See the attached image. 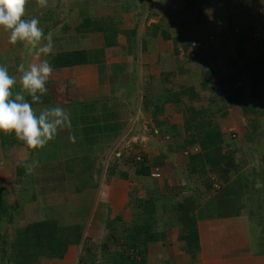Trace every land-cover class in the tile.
<instances>
[{"label":"crops","instance_id":"crops-1","mask_svg":"<svg viewBox=\"0 0 264 264\" xmlns=\"http://www.w3.org/2000/svg\"><path fill=\"white\" fill-rule=\"evenodd\" d=\"M178 1L46 0V5L40 6L37 0H26L25 18H37L45 34L51 33L54 55L37 58L34 50L20 43L10 44L8 34L0 30V59L6 62L22 57L20 63L27 67L42 59L52 65L51 58L64 54L76 61L59 67L61 81L75 100L92 103L109 96L122 97L121 106L130 110L137 107L134 121L165 120L176 124V130L181 132L185 117L191 115L186 107L200 109L209 103L207 95L200 91L210 88V94L215 95L218 87L227 89L225 84L216 82L217 76H228L235 70L242 73L244 61L256 57L259 50L255 49L256 41L252 38L255 34L249 31L255 7L251 3L255 0H205L206 7L199 13L187 9L185 0ZM261 4L260 10L264 12V3ZM237 10L242 15L245 13L247 21L235 15L237 25H234L228 17H234L230 12L236 14ZM228 19L234 31L246 28V33L223 30L221 26L224 22L228 24ZM53 67L58 68L56 62ZM248 78L242 74L237 80L238 85L245 80V85L240 87L245 92L249 89ZM190 89L197 94L192 101L184 94ZM155 103L161 110L152 114ZM156 129L149 135L152 139L164 136L168 141L174 137L166 125ZM167 141L163 144L165 149ZM149 143L147 154L163 147L156 139ZM3 150L0 149V160L5 154ZM168 154L179 153L168 151ZM3 166L0 161L1 171ZM9 170L15 175V164ZM215 187L219 189V184ZM261 216L263 219L257 216L253 220L258 231L261 230V234L257 231L259 238L255 235L253 239L251 212L241 200L238 212L197 219L199 249L194 258L185 252L183 242L173 239L174 232L167 235L165 244L148 246L147 258L150 264L155 258L160 261L165 258V264H264V215ZM20 218L18 225L30 223H24L25 217Z\"/></svg>","mask_w":264,"mask_h":264},{"label":"rangeland","instance_id":"rangeland-1","mask_svg":"<svg viewBox=\"0 0 264 264\" xmlns=\"http://www.w3.org/2000/svg\"><path fill=\"white\" fill-rule=\"evenodd\" d=\"M170 1L173 3L179 2L178 0ZM261 3V0H255V2L253 1L251 3L255 7L252 9L253 17L251 16V18L253 20L252 23H250L251 30H249L250 34H255V37L252 38L256 41L255 46L257 47H255V49L259 51L256 57H252V59L247 57L246 61H248H244L243 65V67L250 65L249 63L254 60L262 65V73L259 74L261 82L258 87L262 95L257 99H252L249 96L242 98L243 102H247V100L252 102L257 117L254 118L255 113L249 109H245L244 113L240 108L242 102L239 103L238 101V103H234V101H232L231 104H227L228 106L224 109L227 113L224 118H220L219 124V127L224 133V137H227L226 141H230L229 138L234 141L233 150L235 148L239 152L234 155L236 162L240 165L238 171L240 173L243 172V178L246 179L247 184L246 187H240L237 184L230 186L229 184L230 188H235L236 186L240 188L235 190L236 195L229 193L231 197L235 198L234 204L228 205L226 201L229 192V188L227 189L226 186L216 194L214 192L217 191V188L214 187L210 192V199L203 194L204 186H201L202 178L190 177L186 171V173L184 172L186 178H184L181 173L184 169V162H182L181 159L186 161V155L183 154L179 156V154L169 155L167 152L165 153L163 144L167 139L164 138V136L154 138L157 140V143L163 147L156 152L147 154L149 153V151H147L150 146L149 141L154 140L149 137V135L153 128H157L156 130L159 129L156 120L152 119L146 121L143 119V121H134V114L138 110L137 107L134 106L135 108L133 107L134 109L132 108V110H130L121 106L122 97L109 96L95 102L93 117L100 119V117L105 116L107 123L117 127L114 128V130L103 131L100 139L96 142H92L91 147L85 145L84 139L79 133L81 124L77 125L78 130H75L77 133L74 134V131L73 135H71L74 139L70 140V136H66L68 146H66L65 152H67V154L64 158L63 152L62 158L65 159L62 160L61 165L63 179L58 186L59 188H37L33 178L35 177L34 168L36 165L34 161L38 157L33 152L28 154V147H26L24 143L21 145L22 142L14 137L16 144L12 147V151H10V154L4 152L7 155L5 156L4 154V157H1L2 160H0L2 161V165H4L3 172L0 168V183H5L0 184V190L4 193V201L7 208L9 207V209L12 210L11 212H13L12 221L9 225H5L4 220L0 223L1 232L5 233V237L8 241L11 242L16 229L22 227L17 224L20 222V219H22L20 218L21 216L25 217L24 223L45 218H56L58 219L59 225L79 224L81 227V240L77 245H70L66 253V258H41L39 264H76L78 256L81 254H88L86 264H102L103 250L101 247L106 246V244L112 245V241H110L111 239L109 238V230L111 229L107 228L106 221L107 219H111L118 212L123 219V222H120L121 225L122 223L126 225L128 221L135 226L146 223V225L149 226V231H165L167 235L177 232L179 229L176 228L177 225H165V222L170 220V214L164 213V210L168 211V204H165L161 200L154 205V209H156V212L159 214L157 216H155V212H152L154 209L150 208L148 212H142L140 207L127 204L129 193L132 188H134L136 192L137 189L138 191L141 189L144 194L146 189L151 190L160 187L164 190V183H167L171 189H175V192H178L177 196H194L195 203H197L196 198L198 200L199 196V205L201 206L200 216H214L238 212L242 200L244 208H249L251 212L250 219L254 235L253 239L255 235L256 238H259L260 235L257 234L258 226H256L253 220L258 219L257 216H259V220H261L263 219L261 215H264V92L262 93V90L264 91V12L260 10ZM230 14L234 15V17H228L234 25H237L236 20H234L235 15H241L242 20L247 21L244 12L242 15L237 10L236 14L233 12H230ZM229 19L226 20L228 24L224 22V25L221 26L223 30L227 33L230 32L234 34H240L241 32L244 34L246 33L244 32L246 28H243V31H234ZM247 23L248 22H246V24ZM246 24L245 26H247ZM240 28L241 26H239V29ZM210 32L213 33L212 31ZM230 36L235 37L236 35L233 36L230 34ZM238 51H240V49H238ZM21 59L22 57L19 59L16 57L8 59L6 65L12 66L13 69L17 71ZM247 71H244L242 68L241 75L245 74L249 77L247 81H249L248 85L250 89L251 79ZM16 74V80L19 83L20 73L17 71ZM236 74L238 73H236L235 70L234 74H230L226 77H231ZM220 76L222 77V74L217 76V78L219 79ZM238 82L239 81L235 84L232 81L234 86L237 85L241 87L245 85V80L244 83L242 82L243 84L240 85H238ZM226 86H228L226 91L218 98L219 102L233 95L231 92H228L229 89L232 88L230 83H226L225 87ZM219 88L220 87L213 90L217 92ZM249 89L247 91H249ZM221 90H223V88ZM200 92H202L201 94L207 95V97L208 95L212 97L210 88L207 91L203 89ZM144 134L146 136H144ZM232 135H234V137ZM166 143H168V141ZM127 150H130L135 157L141 156L143 153H145L147 157H159V159H162V166L165 167V170L168 168L169 172L167 170L165 171L162 166L159 167V177H138L133 175L132 169L129 168L127 172L126 165L123 164L121 160L122 157H125ZM83 156H86V159H83ZM26 159H28V161ZM17 160H23L22 165L24 170L22 173L16 171L14 175V171L11 172L9 169L14 167V164L18 162ZM5 167L8 169L6 170ZM120 171H125L127 173L124 178L119 175ZM2 174H4L5 177H1ZM235 175H237V173L233 172L231 177ZM2 178L7 179L3 181ZM205 201L208 202L206 203ZM15 213H17V215ZM258 233L261 234V230H259ZM86 247H89L91 251L87 249L86 251ZM262 247L264 246L262 245ZM91 253L94 255V263L90 261ZM165 261V258H162L161 261L155 258L151 263L165 264ZM0 264L3 263L0 262ZM146 264H150L148 258L146 259Z\"/></svg>","mask_w":264,"mask_h":264},{"label":"trees","instance_id":"trees-1","mask_svg":"<svg viewBox=\"0 0 264 264\" xmlns=\"http://www.w3.org/2000/svg\"><path fill=\"white\" fill-rule=\"evenodd\" d=\"M185 1L187 9H190V11H197L199 13L206 7L205 0ZM52 59V65L56 62L58 68H52V73L46 83L47 92L41 97L39 102L31 103L30 99L29 102L36 114H39L45 107L56 105L63 107L70 113L72 127L70 129H59L56 137L42 149L31 150L27 148L28 154L33 152L38 157L34 161L36 165L34 168L35 177L33 178L37 188H59L58 186L63 179L61 167L62 160H65L62 158L63 152L64 158L67 154L65 152L66 146H68L66 136L73 135V132L78 130L77 125L81 124L79 133L88 147L92 146V142L100 139L103 131L114 130L117 127L107 123L105 116H102L103 118L100 117V119L94 118L95 102H80L75 100L73 93L61 81L63 77L59 72V67L61 65L73 64L76 61L65 57L64 54H58L51 58L50 61ZM0 64L6 65V62L0 59ZM249 64L243 67L244 71L248 70L247 73L251 79L249 91L245 92L233 84L237 83V78L240 77L241 73L231 77L220 76L216 82L222 85L230 83L232 88L228 92H231L233 95L219 102L218 98L226 91V89L221 91L219 89L215 94L216 96L211 95L212 97H210L208 95L209 103L207 106L200 109H195L192 106L186 107V111L190 112L191 115L185 117L181 132L176 130V124H170L165 120H156L159 125H166L167 129L169 127L174 136L168 140L165 153L169 151L173 153L178 152L180 156L183 153L186 155V161L181 159L184 162V169L181 171L182 176L186 178L185 173L187 172L190 177L202 178L201 186H204L203 194L205 196H209L217 184H219V189L216 192H219L226 186L227 189L229 188L226 199L228 205L234 204L235 201L234 197H231L229 193L236 195L235 190L240 189L237 186L235 188H230V186L237 184L240 187H246L247 184L246 179L243 178V172L240 173L238 171L240 165H238L234 157L237 151L235 148L233 150L234 141L229 138L230 141L227 142L224 139V133L219 124L220 118L226 116L227 111L224 109L231 104L233 98H235L234 103H238V101L239 103L242 102L240 108L243 112L245 109H249L255 113L254 118L257 117L252 102H243L242 98L249 96L252 99H257L262 95L258 89L261 82L259 74L262 73V65L256 60L251 61ZM7 67L10 75L16 78L17 71L12 66L7 65ZM19 87L20 85L17 82L16 89L19 90ZM184 94L187 95L190 101L197 97L196 92L192 89L186 90ZM145 106L147 107L148 105ZM160 110L161 108L157 103L152 106V114H157ZM76 131L74 134L77 133ZM232 136L234 137V135ZM15 144L14 136L0 133V149L3 148L4 152L10 154ZM21 145H23V142ZM195 148H197L196 151L191 152ZM125 154V157H122L121 160L126 165L127 172L129 168L132 169L133 175L138 177H152L151 172H157L160 176L159 167L163 163L159 157H147L145 154L135 157L130 150H127ZM83 159H86V156H83ZM26 160L28 161V159ZM17 161L15 168L17 172L22 173L24 170L22 165L23 160ZM162 168L164 169L165 167L162 166ZM111 170L114 171L113 169ZM166 170L168 171V168ZM125 171L119 172L122 178L127 174ZM233 172H236L237 175L231 177ZM164 185V190L156 187L151 190L146 189L144 194L141 189L139 191L137 189L136 192L132 188L127 204L140 207L142 212H148L150 208L154 209V205L160 200L168 204V211L164 210V213L170 214V220L166 221L165 225H177L179 227L173 239L183 242L185 252L194 258L195 253L199 249L196 221L201 217L200 197L198 196V200L196 198L197 203H195L194 196H177L178 192H175V189H171L167 183H164ZM4 198V193L0 190V223L4 220L5 225H9L12 221L13 212H11L12 210L9 207L7 208ZM209 198L211 199V197ZM152 212H155V216L159 215L156 209L152 210ZM120 222H123V219L119 212L106 221L107 228L111 229L109 230V238L112 241V245L106 244V246L101 247L103 250L102 264H146L148 246L154 244L163 245L166 242L167 234L165 231H149V226L146 223L135 226L130 224L129 221L128 223L126 222V225L123 223L121 225ZM80 240L81 227L79 224L59 225L56 218L39 219L19 227L16 229L11 242L5 237V233L1 232L0 227V262L3 264H39L41 258L63 259L66 258L70 245H77ZM86 249L91 251L89 247H86ZM87 255H79L76 264H86L88 260ZM90 261L94 263V255L92 253Z\"/></svg>","mask_w":264,"mask_h":264},{"label":"clouds","instance_id":"clouds-1","mask_svg":"<svg viewBox=\"0 0 264 264\" xmlns=\"http://www.w3.org/2000/svg\"><path fill=\"white\" fill-rule=\"evenodd\" d=\"M37 2L40 6L46 5V0ZM25 4L26 0H0V30L8 34L10 44L20 43L34 50L37 58L54 55L51 33L45 34L37 18H25ZM17 71L19 90L7 65L0 64V133L14 136L31 150H39L56 137L59 129L72 127L70 113L56 105L36 114L31 106L47 92L46 83L52 73L49 60L29 63L27 67L21 62Z\"/></svg>","mask_w":264,"mask_h":264},{"label":"built area","instance_id":"built-area-1","mask_svg":"<svg viewBox=\"0 0 264 264\" xmlns=\"http://www.w3.org/2000/svg\"><path fill=\"white\" fill-rule=\"evenodd\" d=\"M151 176L152 177H158L159 176V173H157V172H151Z\"/></svg>","mask_w":264,"mask_h":264}]
</instances>
